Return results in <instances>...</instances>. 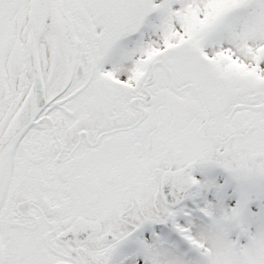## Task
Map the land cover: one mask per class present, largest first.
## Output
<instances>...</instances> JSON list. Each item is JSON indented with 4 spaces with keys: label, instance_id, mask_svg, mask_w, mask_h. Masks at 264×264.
<instances>
[{
    "label": "snow or ice",
    "instance_id": "snow-or-ice-1",
    "mask_svg": "<svg viewBox=\"0 0 264 264\" xmlns=\"http://www.w3.org/2000/svg\"><path fill=\"white\" fill-rule=\"evenodd\" d=\"M0 264H264V0H0Z\"/></svg>",
    "mask_w": 264,
    "mask_h": 264
}]
</instances>
